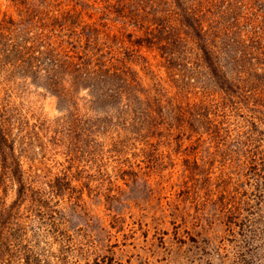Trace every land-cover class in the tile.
Instances as JSON below:
<instances>
[{"label": "rangeland", "instance_id": "374dc122", "mask_svg": "<svg viewBox=\"0 0 264 264\" xmlns=\"http://www.w3.org/2000/svg\"><path fill=\"white\" fill-rule=\"evenodd\" d=\"M0 264H264V0H0Z\"/></svg>", "mask_w": 264, "mask_h": 264}]
</instances>
